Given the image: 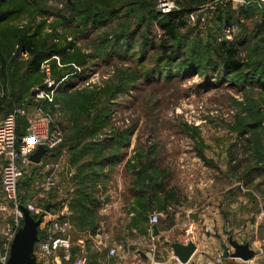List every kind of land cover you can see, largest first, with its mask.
Returning <instances> with one entry per match:
<instances>
[{
    "label": "rangeland",
    "instance_id": "rangeland-1",
    "mask_svg": "<svg viewBox=\"0 0 264 264\" xmlns=\"http://www.w3.org/2000/svg\"><path fill=\"white\" fill-rule=\"evenodd\" d=\"M88 1L0 0V11L8 16L0 23V31L5 34L2 37L5 43H2L4 62L0 80L3 90L1 99L12 101V107L18 106L20 101L16 99H30L31 95L34 99L35 92L43 86L44 76L40 67L38 73H28L26 68L30 56L12 45V32L29 28L37 44H44L49 49L54 45L65 49L48 58H57V61L51 60L54 69L50 78L56 93L54 103L43 107V110L49 112L54 121L66 129L83 125L84 120L76 115L84 107L89 108L83 99H99L97 109L103 104L107 105L108 120L103 131L96 137L97 141L109 139L116 132L131 131L126 146L132 150L130 160L139 166L145 156V161H150L153 166L149 174L151 180L160 178L167 191L174 189L178 193L176 204L168 207L170 213L183 214L206 208L213 195L222 194L225 189L242 183L246 167L264 165V89L257 85L259 83L255 78L242 83L239 78L236 80L238 82L232 83L222 72L218 75L207 70L183 76L175 68L178 64H170L169 68L161 66L165 63L158 59L160 52L156 47L162 32L156 24L150 26L151 33L147 35L146 45H143L145 26L133 34L130 40L115 42L113 33L119 31L118 24L124 18L118 14L117 17L112 15L103 18L104 21H98L97 25L84 22L82 13ZM145 1H152L154 11L159 14L160 0ZM170 1L175 6L173 12L183 9L181 5L188 4L186 0ZM227 2L234 8L243 5L236 0ZM194 6L185 7L190 11L188 15H194V21L187 23L178 32V40L184 37V43L190 42V48L194 47L193 43L205 46L211 29L209 10L213 5L205 4L199 8ZM260 8L264 10V5ZM131 22L134 28V17ZM246 25L251 27L250 22ZM188 29L193 32L186 36ZM227 29L232 31L230 37L225 34ZM233 33L235 28L228 27L217 39L231 41L234 39ZM263 42L258 45V49L264 47ZM190 51L187 49L186 52L192 54ZM250 55L242 52L244 62L249 60ZM74 66L80 69V73H67V69ZM155 68L158 69L146 80L145 71ZM258 75L263 79L262 72ZM111 87L122 88V91L112 98L105 97L103 92ZM95 95H98L97 98ZM23 103L20 102V105ZM255 121H260L259 129L252 125ZM232 158L243 164V169L238 173L231 171V167L235 166L230 161ZM129 169H123L120 173L119 204L130 203L135 206L137 200L131 202L129 196H138L141 184L133 183ZM22 170L23 175L18 183L21 205L31 204L36 211L33 214L40 217L43 215L48 221V215L54 214L55 200L50 194L40 193L43 181L40 167L25 165ZM74 192L72 186L63 194L66 198L62 195L56 200L59 208L61 205L69 208L71 223L73 213L70 202ZM246 192L249 199L254 200L253 210L264 211V175L248 186ZM160 204V201L153 200L156 207L160 208ZM100 211L97 210L95 214L97 225L102 224L107 228L117 223L118 219L127 222L125 216H107L99 214ZM152 213L158 215L159 223L167 219L165 214L152 211L149 215ZM131 219L138 235L136 238L142 240L140 233H143L145 223L135 222L136 212ZM21 225L22 221L18 228ZM14 231L13 208L5 202L0 189V256L8 247L9 236ZM74 233L78 232L73 224L74 240L89 238L91 234L82 232L75 239ZM111 235L117 237L119 233L113 231ZM261 239L264 241V237L261 236ZM95 243L97 240L93 245L90 243L93 247L91 252L94 253L97 250ZM73 250H76L78 256V248ZM91 252L88 251L89 256Z\"/></svg>",
    "mask_w": 264,
    "mask_h": 264
},
{
    "label": "trees",
    "instance_id": "trees-1",
    "mask_svg": "<svg viewBox=\"0 0 264 264\" xmlns=\"http://www.w3.org/2000/svg\"><path fill=\"white\" fill-rule=\"evenodd\" d=\"M151 1V0H150ZM188 4L181 5L183 9L172 12L167 15H161L154 11L153 3L145 0H89L84 8V22H91L95 25L98 21L101 23L103 18L110 16L123 17V22L118 24L117 29L113 33L112 38L115 42L119 40H130L133 34L137 33L142 26L146 27L144 33L143 45L147 43V35L151 33V25L156 26L162 32L159 43L156 48L160 52L158 59L165 64L164 67H170V64H178V72L183 76H189L194 73H203L211 71L212 74H225V77L231 82L240 83L248 82L255 78L260 87L264 89V47L258 49V45L264 41V10L254 4L238 5L236 8L230 2L214 0H186ZM22 3V2H19ZM24 3V2H23ZM205 4H211L212 9L209 10L210 15V31L208 43L203 46L202 43H193L194 47L190 48V42L184 43L183 39L178 40V32L186 27L187 15L190 12L185 7L199 8ZM7 13L0 11V23L7 19ZM135 18L134 28L131 27V19ZM97 20V21H96ZM247 22L251 23L248 28ZM235 28L234 39L218 41L217 37L226 28ZM193 30H189L186 34L188 36ZM5 37L4 32L0 31V80L2 72V64L4 62V55L2 50V40ZM186 38V37H185ZM12 45H16L19 50L27 53L30 56V61L27 64L26 70L28 73L36 74L39 71L41 63L48 58L63 50L59 49L57 45L53 48H45L44 44H37L33 35L29 33V28L20 31L12 32ZM264 44V42H263ZM187 49H191L192 54L187 53ZM200 49V50H197ZM65 50V49H64ZM251 53L249 60L244 62L242 52ZM192 55V56H191ZM194 56V57H193ZM54 65H51L52 72ZM155 69H147L144 78L148 80L149 75ZM75 72L74 69L68 68L67 73ZM72 72V73H73ZM263 73V79L258 74ZM66 73V74H67ZM133 76V75H132ZM234 80V81H233ZM1 86V85H0ZM41 88V87H40ZM122 91V88H112L103 92L104 96L114 97L115 94ZM97 98L98 95H95ZM94 98V97H92ZM33 96L30 99H16L20 102H25L18 106H11V102H7L0 98V118L2 119L16 108H28L32 104ZM109 100V99H108ZM88 107L76 113L79 119H83L84 123L79 127L62 128L64 132V141L62 145L54 151L52 158L58 157L62 149H66L70 163L75 169L73 177L74 182V196L70 202V209L73 213L72 223L77 229V234L74 233V238L77 239L82 232H95L97 224L95 223V214L97 213V200L95 198L96 184L105 176L104 170L106 167L110 169L123 156V150L128 145V140L131 131L116 132L104 141H97L96 137L103 131V127L108 120L107 105L97 109L96 105L99 99H83V103ZM97 109V110H96ZM0 119V120H1ZM17 137H21L25 132V120L22 117H17ZM257 129L260 128V121L252 124ZM252 144V142H251ZM255 157V154H253ZM148 158V156H147ZM235 163L231 167V171L238 173L242 170L243 164L238 163L232 158L230 160ZM255 161V159H254ZM132 163V164H131ZM237 164V165H236ZM264 164V163H262ZM130 171L132 172L133 183H140L141 189H138V196L135 195L134 212H136L137 219L135 222L146 223L147 216L150 212L157 210L158 207L153 205V200L160 201V208L168 218L172 217L168 207L171 204H176L178 200V193L174 189L166 190L162 183V179L151 180L149 176L151 172V162L144 161L135 165L134 161L128 162ZM244 178L242 179L243 186H250L257 178L264 175V165L255 167H246ZM152 181V182H151ZM148 182V185H146ZM1 189V187H0ZM2 192V191H1ZM19 192V185H18ZM3 195V194H2ZM253 200V199H252ZM59 204H54L57 207ZM34 220L40 218L38 215L30 213ZM140 220V221H139ZM134 223V220H133ZM41 238V232L38 229V239ZM76 250H73L72 257L76 256ZM88 264V263H87Z\"/></svg>",
    "mask_w": 264,
    "mask_h": 264
},
{
    "label": "crops",
    "instance_id": "crops-1",
    "mask_svg": "<svg viewBox=\"0 0 264 264\" xmlns=\"http://www.w3.org/2000/svg\"><path fill=\"white\" fill-rule=\"evenodd\" d=\"M127 147L124 148L123 156L116 164L110 169L106 167L105 176L97 182L95 193L98 201L97 210H101L99 214L118 218L125 216L127 222L123 223V220L118 219L119 221L114 225H108L107 228L105 226L106 236L103 239L102 237L95 239L97 240L95 253L91 252L93 248L91 244L93 245L95 240L92 241L84 236L85 247L91 252L89 256L87 251L88 264H181L175 258L170 246L174 243L185 245L188 242L195 245V251L185 264H264V241L261 239V236L264 237V211L253 210L254 200L249 199L247 187L242 183L225 189L222 194L213 195L206 208L186 211L183 214L169 212L173 215L169 218L165 215L167 219L157 225L159 230L157 236L152 234L147 220L143 226V233H140L142 240H138L131 219L134 215V206L130 203L119 204L120 173L123 169H129L128 162L132 152ZM52 160L55 163L64 162V166H61L55 174L56 186L50 194L56 204V200L60 199L68 188L74 187L75 169L70 163L66 149H62L59 156ZM132 179L134 180L133 175ZM127 195L129 196L128 193ZM129 197L133 202L135 196ZM59 209V206L54 207L53 213ZM154 212L163 214L158 208ZM190 214L197 215V222L189 217ZM113 231L118 232L119 236L113 237L111 235ZM230 238L238 244L248 243L250 249L256 253L255 257L248 262L223 258L221 247L223 244L227 246L229 255L233 253V249L228 245ZM112 248L116 252L114 256L109 257L107 252Z\"/></svg>",
    "mask_w": 264,
    "mask_h": 264
},
{
    "label": "built area",
    "instance_id": "built-area-1",
    "mask_svg": "<svg viewBox=\"0 0 264 264\" xmlns=\"http://www.w3.org/2000/svg\"><path fill=\"white\" fill-rule=\"evenodd\" d=\"M228 1V0H214ZM236 2L248 5L254 4L258 7L264 5V0H236ZM174 3L170 0H160L158 12L161 15H167L174 11ZM188 24L194 21V15H187ZM231 30L227 29L229 37ZM57 61V58H53ZM47 59L40 65V71L44 76V83L32 99V104L28 108H16L0 120V187L6 203L13 208L15 231L9 236L8 247L0 256V264H7L9 257V247L12 238L18 229L22 214L20 207H25L29 213H35V208L31 205L22 206L19 200L18 183L23 175L22 166L33 165L40 167L43 174V181L40 186V193L51 194L55 188L54 177L63 161L53 162L51 155L56 151L64 141V132L61 127L54 121L53 116L43 110V107L50 106L54 103L56 87L51 81L52 68L51 60ZM74 68V74L80 73V69ZM1 69V66H0ZM3 97V90L0 86V98ZM17 117L25 120V132L21 137H17ZM43 147L45 154L39 164H33L29 161V156L37 148ZM68 188L67 191H69ZM73 191V190H72ZM66 198V195L64 196ZM71 212L65 205L53 214L46 217L42 215V222L39 226L41 238L35 245L34 255L36 261L40 264H87L86 247L83 239L74 240L72 236L73 224L70 221ZM51 217V218H50ZM149 225L157 226L159 224L158 215L152 213L148 217ZM106 236L105 227L100 224L94 233L89 235L92 241ZM78 248L79 253L75 258L72 257L71 251ZM115 249H109L107 255H115ZM155 264V263H152Z\"/></svg>",
    "mask_w": 264,
    "mask_h": 264
},
{
    "label": "water",
    "instance_id": "water-1",
    "mask_svg": "<svg viewBox=\"0 0 264 264\" xmlns=\"http://www.w3.org/2000/svg\"><path fill=\"white\" fill-rule=\"evenodd\" d=\"M45 152L43 147L37 148L29 156V161L33 164H39ZM20 212L22 214V225L16 230L12 238L7 264H40L36 261L34 249L38 242V228L42 222V218L34 220L25 207H20ZM189 217L194 222H197V215L190 214ZM151 231L154 236L159 234L157 226H152ZM228 245L233 249V253L229 255L227 246L223 244L221 246L223 258L239 259L243 262H248L255 257L256 253L250 249L248 243L238 244L230 238ZM170 248L175 258L181 264L187 263L195 251V245L192 242H188L185 245L174 243Z\"/></svg>",
    "mask_w": 264,
    "mask_h": 264
}]
</instances>
